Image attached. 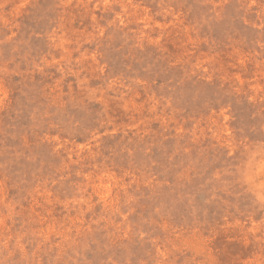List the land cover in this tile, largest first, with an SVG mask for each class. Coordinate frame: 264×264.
Masks as SVG:
<instances>
[{
    "label": "rangeland",
    "instance_id": "1",
    "mask_svg": "<svg viewBox=\"0 0 264 264\" xmlns=\"http://www.w3.org/2000/svg\"><path fill=\"white\" fill-rule=\"evenodd\" d=\"M0 264H264V0H0Z\"/></svg>",
    "mask_w": 264,
    "mask_h": 264
}]
</instances>
